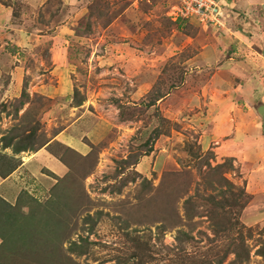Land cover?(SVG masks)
<instances>
[{
    "label": "rangeland",
    "instance_id": "obj_1",
    "mask_svg": "<svg viewBox=\"0 0 264 264\" xmlns=\"http://www.w3.org/2000/svg\"><path fill=\"white\" fill-rule=\"evenodd\" d=\"M170 2L0 0V135L20 137L33 128L34 143L49 140L48 153L61 154L67 163V183L59 180L56 190L66 187L79 198L81 185L83 206L74 213L71 207L60 210L69 219L63 252L79 236L88 243L84 254L69 255L77 264H264V133L245 128L258 156L251 162L222 148L236 141L233 133L217 144L208 130L215 120L221 123L215 116L224 104L213 106L214 98L242 79L236 62L249 71L243 74L251 88L244 90L247 98L258 93L263 58L248 34L254 30L264 37V0H216L221 26L193 19L177 24L167 15ZM198 51V58L188 59ZM73 88L83 99L78 106L71 101ZM166 89L172 96L146 105ZM230 104L224 109L229 124L240 119L235 109L256 115L253 102ZM66 127L58 137H66L65 143L54 139ZM153 129L159 134L151 150L139 154ZM34 150L0 148V162H26ZM228 158L232 168L225 177L235 194L242 191L241 207L230 213L217 209L213 219L210 203L199 198L217 194L202 182L204 161ZM48 193L23 191L14 208H35ZM187 197L193 208H186ZM0 210L8 209L0 204ZM239 244L244 251L235 258L230 249Z\"/></svg>",
    "mask_w": 264,
    "mask_h": 264
},
{
    "label": "trees",
    "instance_id": "obj_2",
    "mask_svg": "<svg viewBox=\"0 0 264 264\" xmlns=\"http://www.w3.org/2000/svg\"><path fill=\"white\" fill-rule=\"evenodd\" d=\"M180 20L182 21L183 19L176 18L173 21L178 24L180 23ZM76 90V88H73L71 93V101L74 102V106H78L83 100L82 98L77 97L78 91ZM167 93L168 89L165 90V94H159V92L156 93L152 99L147 101L146 105L150 106L154 104L156 100L162 98ZM21 96H23V91H21L18 98L14 99H18L16 105L17 108L23 103L22 99H20ZM16 106L14 107L15 112L17 111ZM33 130V128L30 130L28 129L27 132L22 134L20 137L17 136L16 133H3L0 135V148L3 149L11 147L13 153H18L26 149L33 148L36 150L40 148L47 142V140L42 141L40 144L34 143L35 136L33 134ZM158 134L159 132L157 129L152 130V133L149 136L150 138L146 141V144H150L142 151V153L139 154L145 155L151 150V142H153ZM86 142L92 148L96 147L95 144L89 140H86ZM55 156L60 162L67 164L61 154H55ZM136 156L138 155H135L133 159L134 163L137 159ZM8 160L12 161V165L10 167H8L5 163L0 162V176H4L9 173L18 163L17 160ZM122 160V162L128 163V159L125 158ZM204 162L208 165V168L203 173L202 182L205 183L207 189H210L211 191L217 189V194L214 195L208 193L203 196L199 195V198L200 200H206L210 203L211 208L209 211H213V219L220 215L219 212H216L217 209H220L224 213H226V211L227 213H230L233 208H240L241 205L238 202V198L242 191L235 194V191H232L233 184L225 177V173L228 172V169L232 168V159H224L221 162H214L213 164L208 161ZM67 176L68 171H66L62 176L56 177L55 183L48 190L50 192L48 193V198L43 203H36L37 206H35V208L31 206L32 209H30L29 204L27 211L25 212L21 211V208H14H17L18 206V201L20 200L19 195L12 206L0 199V204L4 206L5 209H8L7 212L5 210H0V264H77L75 261L70 259L69 255L84 254L87 250L88 243L85 237L79 236L78 242L70 241L66 247L67 253L63 252L64 249L62 245L64 240L68 237L66 230L69 219L61 212L71 207V213H74L76 209L81 208V206H83L82 200L84 199V195L81 185L78 186V189L81 190L82 193V196L79 198H72L70 191H67L64 186L62 190H56L59 180L62 181ZM66 183L65 180L62 181V184L66 185ZM189 199L191 198L187 197V199H185L186 208H193L191 206H193L194 203L192 202V204ZM4 211L6 213H4ZM8 215H12L13 218L10 223L5 221V217L7 218ZM86 218H89V216L87 215ZM221 223L222 221L220 224H217L220 225V229L223 228V224ZM236 247H238V250L235 249L237 251L233 249L230 250L234 254V257L238 258L239 253H243L244 249L240 244ZM256 252V254L263 255L261 250H257ZM219 262L220 260L218 263Z\"/></svg>",
    "mask_w": 264,
    "mask_h": 264
},
{
    "label": "crops",
    "instance_id": "obj_3",
    "mask_svg": "<svg viewBox=\"0 0 264 264\" xmlns=\"http://www.w3.org/2000/svg\"><path fill=\"white\" fill-rule=\"evenodd\" d=\"M244 5H247V4H244ZM263 32H264V29H263ZM252 33H253L252 38H254L258 42V45L260 46V47H256V46L254 47L252 45L254 47L252 49L254 50V52L258 53V56L260 58H263L262 60H260L261 63L259 62V60H257V63L255 65L257 67L258 64L260 63L259 67H261L264 64V37H262L261 33L256 34L254 30L250 31L248 35H251ZM235 34L239 35V32L236 30V32H234V35ZM261 46L263 48H261ZM202 53L203 51H198L197 53H194L192 56H190L188 59L191 60L194 58H198V56L201 55ZM238 63L240 62H236V67L239 66L241 70H239L240 72L237 70L238 72L236 74L237 76H239V78L242 76V79L236 80V82L233 83L232 86L227 87L228 91L227 90L224 91L225 92L224 96L220 94V97L217 99L214 98V103H211L213 106H215V102H219L220 104H224V106L220 107L218 111H216V116H215L217 119L221 118V123L220 121L215 120V122H212L211 126L208 128L209 135H210L209 138H211L210 140L217 143L218 141L216 140L218 138H222L224 136L226 137L230 135L231 133H233L232 139H235L236 141H233L231 139L233 142L231 143L225 142L222 148H225V150L228 151V153L233 157L236 156L235 154H238V155L245 154L244 156H242V160H249L253 162V159H256L258 156H253L252 154L253 151L251 148L253 144L248 139H250L249 134L252 132V130L257 131L258 129L259 131L262 130L263 132V129H264V79H261L260 87L259 86L256 87L258 93L256 94V92H254L253 98L251 99L247 98L244 90L251 89V88L249 87L250 83L245 82L246 78H245V75L243 74L246 73V75L248 76L249 71L244 69V67L246 66L245 63L243 64L242 62L240 63L242 67ZM249 69L252 70L251 68ZM218 87L216 88L213 87L212 89L220 90V88ZM238 91H240L239 95L237 94ZM250 91H251L250 93L251 95L253 90H250ZM215 93L216 92H213L212 95L214 96ZM171 94L172 93L169 92L166 95H164L163 98H166L165 96L167 95L170 96ZM228 101L231 102L230 106L233 108L235 107L242 108L243 106L246 105V103L253 102V104L256 105V108H255L256 115H253L250 112L246 113L244 111L243 113H240L239 111H236L235 109L234 114L238 115L240 119L238 122H236V124H233V123L229 124L228 117H226L229 111L226 110V112H224L225 107L228 108L229 106V105L227 106L225 105L226 102ZM74 125H77V124L72 123V127H74ZM246 127L247 128L249 127L251 131L250 133H248L249 132L248 129H245ZM66 129L67 127L60 129L59 132H57V134L59 135L54 134L55 135L54 139H58V141L65 143L66 137L63 138V140H60V138L58 137L60 136V134L64 133ZM204 133L205 131H203L202 132L203 135H201V137L203 136V138L206 137ZM261 136H263V134ZM240 138H242L241 140H244V141L247 140V141L241 142ZM259 138L254 137L256 141H259L260 140ZM49 144H50V141L47 140V142L43 146H41L40 148L30 153L31 158L28 161L25 162V161H22V159L20 161L18 160V163L16 164V166L12 168V170L9 173H7L4 176H0V199H2L4 202L12 206L15 203L18 195L23 191L31 193L33 195L36 192L45 193L55 183V178L62 176L66 172L65 165L62 162H60L54 154H49L50 152L48 153L49 149L47 148ZM20 153H22V151H20ZM245 157H247V159H244ZM41 180H43L44 183H42ZM32 191L34 193H32ZM260 196L261 195H258L257 198L261 199Z\"/></svg>",
    "mask_w": 264,
    "mask_h": 264
},
{
    "label": "built area",
    "instance_id": "obj_4",
    "mask_svg": "<svg viewBox=\"0 0 264 264\" xmlns=\"http://www.w3.org/2000/svg\"><path fill=\"white\" fill-rule=\"evenodd\" d=\"M168 6L170 11L167 15L171 20L193 19L203 26L206 24L221 26L222 24L221 8L216 0H171Z\"/></svg>",
    "mask_w": 264,
    "mask_h": 264
}]
</instances>
